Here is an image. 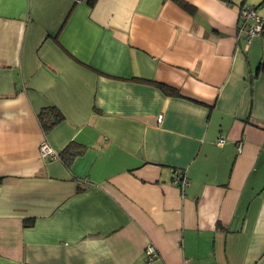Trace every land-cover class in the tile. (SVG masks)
I'll return each mask as SVG.
<instances>
[{
  "label": "crops",
  "instance_id": "0c3cea01",
  "mask_svg": "<svg viewBox=\"0 0 264 264\" xmlns=\"http://www.w3.org/2000/svg\"><path fill=\"white\" fill-rule=\"evenodd\" d=\"M182 1L0 0V264H264V33Z\"/></svg>",
  "mask_w": 264,
  "mask_h": 264
},
{
  "label": "trees",
  "instance_id": "16d2710c",
  "mask_svg": "<svg viewBox=\"0 0 264 264\" xmlns=\"http://www.w3.org/2000/svg\"><path fill=\"white\" fill-rule=\"evenodd\" d=\"M95 0H90V4H92ZM228 5H232V0H220ZM246 0H243V2L241 3L240 8L243 6V4H245ZM173 2L178 5L179 7L183 8L184 10H188L191 11L192 8L184 1L182 0H173ZM262 6H264V0H261L260 3L257 6H248L249 8L254 9L255 11H257V9L261 8ZM263 32H261L262 34L264 33V25H263ZM261 70L264 74V62L261 63L260 65L257 66V71ZM155 85L165 94V95H173L176 94L175 90L172 89L171 87H168L166 85L163 84H158L155 83ZM38 120H39V124L41 125V129L43 130V132L45 134H47L54 126H56L57 124H59L62 120H63V116L59 113V111L53 107L51 108H47L42 110L39 113L38 116ZM82 152V149L80 147H78L75 143L71 142L69 144H67L65 146V148L58 153V158L61 162H63V164H65V166L69 167L70 163L72 162V160L77 157L78 155H80ZM33 220L29 219V220H24L23 221V227L24 228H29L33 225Z\"/></svg>",
  "mask_w": 264,
  "mask_h": 264
},
{
  "label": "built area",
  "instance_id": "2783aa9c",
  "mask_svg": "<svg viewBox=\"0 0 264 264\" xmlns=\"http://www.w3.org/2000/svg\"><path fill=\"white\" fill-rule=\"evenodd\" d=\"M239 18L241 20L240 30L244 31L247 38H251L255 35H259L262 32L264 19L257 15L256 11L249 7H243L240 10ZM223 139L217 140V145H222ZM39 155L49 160H54L58 157L55 150L49 147L46 143H42L39 146ZM175 177L173 179L174 186H184L187 183L186 178L181 172H174ZM157 258V253L152 245H147L145 248V263L152 264Z\"/></svg>",
  "mask_w": 264,
  "mask_h": 264
},
{
  "label": "rangeland",
  "instance_id": "374dc122",
  "mask_svg": "<svg viewBox=\"0 0 264 264\" xmlns=\"http://www.w3.org/2000/svg\"><path fill=\"white\" fill-rule=\"evenodd\" d=\"M261 0H247V4L251 5H255L257 6L260 3ZM258 13L259 16H261V18H264V6H262L261 8L257 9L256 11ZM264 45V44H263ZM263 47V46H262Z\"/></svg>",
  "mask_w": 264,
  "mask_h": 264
}]
</instances>
